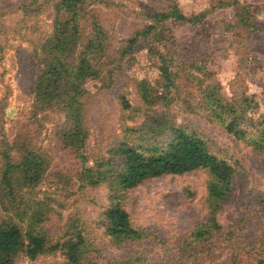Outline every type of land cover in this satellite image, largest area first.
<instances>
[{
    "label": "rangeland",
    "instance_id": "1",
    "mask_svg": "<svg viewBox=\"0 0 264 264\" xmlns=\"http://www.w3.org/2000/svg\"><path fill=\"white\" fill-rule=\"evenodd\" d=\"M61 1L0 0V221L48 248L80 234L74 264H264V0ZM170 6L189 21L152 18ZM179 128L229 181L198 168L123 188L120 146L167 149ZM112 205L138 235L108 233Z\"/></svg>",
    "mask_w": 264,
    "mask_h": 264
},
{
    "label": "trees",
    "instance_id": "2",
    "mask_svg": "<svg viewBox=\"0 0 264 264\" xmlns=\"http://www.w3.org/2000/svg\"><path fill=\"white\" fill-rule=\"evenodd\" d=\"M71 1L62 0L60 6L65 4V11H73L74 5ZM154 17L158 21L170 17H174L176 20L189 21L175 6H170L166 13H155L152 18ZM58 24L64 25L61 22ZM42 79L47 80L48 78ZM42 85L43 82L40 81L39 86ZM45 91L48 92V89ZM73 145L79 146L78 142ZM118 152L123 157L122 172L119 175V184L123 188H134L148 179L166 175H180L198 168L208 169L209 173L220 183L228 182L232 174L231 166L212 154L202 139L180 128L174 132V138L167 149L152 150L151 153H146L138 148L122 144ZM23 166L26 177L28 174H30V180L37 177L39 170L33 157L25 158ZM11 167L13 166L8 162L7 168L3 172L4 178L8 176ZM211 193L214 196H219L222 192L217 187H213ZM104 221L105 225L108 226V233L116 236V238L138 235V232L131 227L129 214L118 205L109 206L105 210ZM83 243L84 239L80 234H77L48 248L46 238L42 234H28L26 239L17 224L0 221V264H15L13 256L17 252H22L30 259H34L36 256L46 253L47 249L51 251L61 250L68 263L74 264L81 258L83 251L80 245Z\"/></svg>",
    "mask_w": 264,
    "mask_h": 264
}]
</instances>
